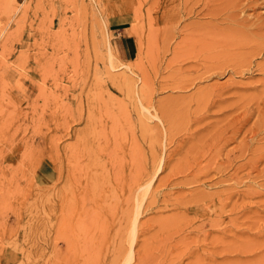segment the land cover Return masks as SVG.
Instances as JSON below:
<instances>
[{
  "label": "rangeland",
  "instance_id": "1",
  "mask_svg": "<svg viewBox=\"0 0 264 264\" xmlns=\"http://www.w3.org/2000/svg\"><path fill=\"white\" fill-rule=\"evenodd\" d=\"M202 12L0 0V264H264V51Z\"/></svg>",
  "mask_w": 264,
  "mask_h": 264
},
{
  "label": "bare ground",
  "instance_id": "2",
  "mask_svg": "<svg viewBox=\"0 0 264 264\" xmlns=\"http://www.w3.org/2000/svg\"><path fill=\"white\" fill-rule=\"evenodd\" d=\"M192 1L194 5L199 3L202 4V9L204 10V12H202V15L204 14L206 17L215 20V23L212 24L210 27H208V29H204L205 32L202 31L203 32L202 35L205 33L203 36L200 35L201 32L199 33V31H201V28L199 29V31L198 29H196V27L194 28L195 30H191L190 33L191 36L193 37V40L195 38L197 42L198 38H196V36L194 37L192 33H195V35L199 33V37L201 36L202 40H204L205 43L209 45H215V43H223V42L231 41L235 43L237 47L245 49L246 52L251 51L250 54H252L253 50L256 51L255 54H260L264 51V0H192ZM208 24H211V22ZM214 64H218V63H214Z\"/></svg>",
  "mask_w": 264,
  "mask_h": 264
},
{
  "label": "crops",
  "instance_id": "3",
  "mask_svg": "<svg viewBox=\"0 0 264 264\" xmlns=\"http://www.w3.org/2000/svg\"><path fill=\"white\" fill-rule=\"evenodd\" d=\"M111 26L109 29L115 35L114 47L116 55L123 62L129 61L133 51L131 35L128 32L130 27L126 23H118L117 20H113Z\"/></svg>",
  "mask_w": 264,
  "mask_h": 264
}]
</instances>
